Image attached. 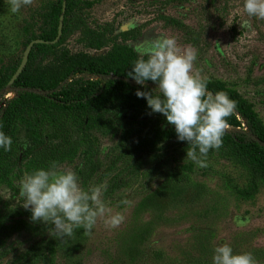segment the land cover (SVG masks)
<instances>
[{"label": "rangeland", "instance_id": "374dc122", "mask_svg": "<svg viewBox=\"0 0 264 264\" xmlns=\"http://www.w3.org/2000/svg\"><path fill=\"white\" fill-rule=\"evenodd\" d=\"M53 1L34 0L13 14L0 0V79L18 64L27 37L51 22ZM72 5L73 19L55 47L33 53L34 78L57 82L71 61L85 59L127 74L140 43L173 36L196 49L194 71L236 91L264 127V20L247 17L243 0ZM15 96L7 85L0 89V131ZM13 105L6 133L12 148L0 153V264H212L215 247L225 243L264 264V170L230 146L210 150L200 168L163 114L147 105L131 113L117 96L79 112L29 94ZM52 161L76 171L84 190L105 183V203L125 221L110 229L101 219L90 235L80 229L63 239L50 234L54 225L33 222L19 185Z\"/></svg>", "mask_w": 264, "mask_h": 264}, {"label": "clouds", "instance_id": "9594fccd", "mask_svg": "<svg viewBox=\"0 0 264 264\" xmlns=\"http://www.w3.org/2000/svg\"><path fill=\"white\" fill-rule=\"evenodd\" d=\"M10 12L16 14L34 0H6ZM243 13L247 17L264 20V0H243ZM138 59L127 73L136 84L146 87V81L156 83L151 91L137 89L136 95L145 98L152 113L166 117L175 128L179 141H187L186 157L198 167L208 166L210 150H219L229 129L228 118L235 114L237 102L224 91L213 94L208 81L199 71H194L197 51L191 46L181 47L173 36H159L144 41L137 47ZM11 136L0 131V148L11 151ZM109 145H103L106 151ZM105 183L84 190L76 171L61 168L52 161L47 168L26 174L19 185L22 204L30 209L33 222L54 225L51 235L63 239L75 230L83 229L90 235L98 220L107 228H118L125 216L114 212L105 203ZM121 203L127 205L128 201ZM212 264H258L251 252L234 253L229 244L215 247Z\"/></svg>", "mask_w": 264, "mask_h": 264}, {"label": "trees", "instance_id": "16d2710c", "mask_svg": "<svg viewBox=\"0 0 264 264\" xmlns=\"http://www.w3.org/2000/svg\"><path fill=\"white\" fill-rule=\"evenodd\" d=\"M75 0H64V10L62 12L61 32L54 43H34L30 47L27 59L21 71L10 83L9 87L15 89L16 96L7 101L11 111L3 123L2 131H8L13 119L16 107L13 105L17 99L24 98L25 95L37 97L39 100L53 102L61 109L70 112H79L84 107H93L98 102H103L113 96L119 97L126 109L131 113L140 111L147 105L145 98L136 95L137 89L141 91L154 90L157 85L152 81H146V87L138 85L135 81L116 70L101 63L85 59L78 62H70L66 73L57 82L51 83L34 78L33 53L44 54L46 50L55 47L58 40L68 30L69 22L73 19L74 9L72 3ZM88 2L90 0H76ZM61 0L51 2L50 9L54 12L51 22L37 35H29L27 42L33 38L50 41L56 33V24L60 14ZM90 32H93L90 30ZM97 45L102 43L99 35L93 32ZM17 65H14L7 76L1 77L0 89L3 88ZM208 90L215 94L217 91H224L228 96L237 102L235 114L228 118L229 129L223 137V143L232 148V152L244 160L256 163L264 170V147L260 146L255 138L264 141V127L250 108L236 91L217 82H208ZM27 89H38L43 91L33 93ZM148 106V105H147ZM98 115V114H97ZM99 117L104 118L101 112ZM112 121V118H107ZM0 148V153H1Z\"/></svg>", "mask_w": 264, "mask_h": 264}, {"label": "water", "instance_id": "95a60500", "mask_svg": "<svg viewBox=\"0 0 264 264\" xmlns=\"http://www.w3.org/2000/svg\"><path fill=\"white\" fill-rule=\"evenodd\" d=\"M63 10H64V0H61L60 14L58 15L57 24H56V33H55V36L50 41L42 40L40 38H33L26 43V45L22 51L20 60L17 64L15 70L13 71V73L11 74V76L9 77V79L6 83L7 86L10 85V83L14 80V78L21 71L23 65L25 64V61L27 59V54H28L32 44H34V43H54L58 39L60 32H61V20H62ZM255 140L260 146L264 147V141H261L257 138H255Z\"/></svg>", "mask_w": 264, "mask_h": 264}]
</instances>
